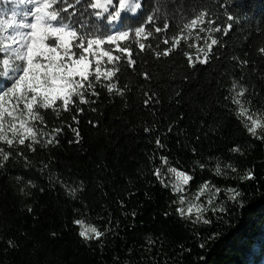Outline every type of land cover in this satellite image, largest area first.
<instances>
[{
  "label": "trees",
  "instance_id": "1",
  "mask_svg": "<svg viewBox=\"0 0 264 264\" xmlns=\"http://www.w3.org/2000/svg\"><path fill=\"white\" fill-rule=\"evenodd\" d=\"M139 2L117 27L129 32L117 43L134 65L113 51L120 61L102 57L101 67L118 68V79L96 82L94 59L98 95L86 92L89 103L73 97L67 111L62 101L38 109L43 122L29 125L39 142L0 141L9 153L0 167V264H264V127L250 134L231 101L234 84L245 88L244 106L264 123V0ZM99 22L93 16L89 26ZM165 23L167 32L156 33ZM101 32L112 34L106 24ZM5 58L0 52V83ZM109 83L123 95L109 93ZM170 168L192 177L181 193L165 180ZM189 203L208 208L210 223L196 220L195 206L189 216ZM78 219L104 235L85 241Z\"/></svg>",
  "mask_w": 264,
  "mask_h": 264
},
{
  "label": "snow or ice",
  "instance_id": "2",
  "mask_svg": "<svg viewBox=\"0 0 264 264\" xmlns=\"http://www.w3.org/2000/svg\"><path fill=\"white\" fill-rule=\"evenodd\" d=\"M25 7L21 8L19 14L16 11L12 12L11 18L0 20V30H11V35L3 37L0 35V52L11 54L16 61L20 63L12 69L10 74L7 70L10 67L9 59L3 60L5 72L3 75L7 77L9 86L0 84V141L6 143L9 147H13L14 141L19 145H24L26 139L32 142H39L37 136L40 134L35 125H29V120L43 122L38 109H49L62 101L64 110H68L69 105L74 103L73 97L79 98V103L87 104L89 100L85 99V93L91 90V95H98L94 91L93 81L90 76L93 75L90 69L95 58L94 78L96 82L103 77L105 80L111 81L114 77L118 79V68H105L102 71L101 58L106 57L107 62L112 64L114 61H120V55H113V51L119 53H128V64L134 65L130 56L131 53L127 47H121L117 42L127 40L129 32L119 30L116 25L122 20V13H136L142 8V2L139 0H17ZM67 4V7H65ZM76 5L80 6L79 17H77ZM73 8L72 12H68V8ZM67 13V16L64 14ZM19 19L17 20V16ZM97 18L99 23H93L89 26L91 17ZM202 22V17L199 18ZM231 19V18H229ZM148 23L155 24L156 17L150 14L146 17ZM107 25L108 31L112 34L101 32V27ZM197 24V19H192L190 25ZM168 23H165L163 28L155 27V32H167ZM221 29L216 28L215 31ZM144 27H137L135 35L137 37L144 33ZM227 29H225V32ZM152 33H148L151 35ZM11 41V45H4V40ZM105 43L116 45L115 50L102 49L101 46ZM168 44V40H164ZM178 44L179 41L177 40ZM217 43L216 39L211 40V45ZM209 45V49L211 48ZM144 44H140L143 49ZM96 49L97 51H94ZM172 51L171 48L165 50L162 55L167 57ZM161 55V53H157ZM191 63V58H189ZM201 60L200 63H206ZM78 78V79H77ZM234 95L231 97L233 104L238 106L237 115L245 120V127L253 136L257 135V128L264 127L261 119L256 113L246 108L242 97L246 89L240 87L237 91V85H233ZM107 91L123 95L116 83H109ZM95 103V101H92ZM147 103V101H146ZM95 110V109H93ZM81 112L83 109L80 110ZM75 119V117H74ZM79 123V121H77ZM61 130H57L59 132ZM77 137L79 131L72 129ZM148 131V129H145ZM11 132V138L8 133ZM264 138V137H257ZM49 144L52 140L48 141ZM157 145H161L160 140L156 141ZM31 147V144H29ZM238 151V148H234ZM9 159V153L5 152L3 147H0V167H3L4 162ZM166 162V158H164ZM219 171V170H217ZM169 172L175 173V183L173 184L176 192H181L180 185H188L192 179L190 175H186L182 171H176L175 168H170ZM155 175L160 177L159 169ZM247 178H251L250 176ZM161 183L163 181L161 180ZM208 185L205 184L204 188ZM219 188L215 189V193H219ZM228 199L236 200L240 196L238 190L229 188ZM203 194V190L200 195ZM199 197H197L198 199ZM180 203H185L184 197H180ZM209 205L213 204V199L210 197L207 201ZM197 212V221L204 224L210 223V220L203 218V212L208 211V208H202L201 205L188 204L186 212L191 216L193 207ZM29 211H31L29 209ZM213 212H224L223 206L219 208L213 206ZM177 212L184 215L185 209L178 208ZM74 224L80 226L78 233L79 237L85 241L93 238L99 239L104 235L97 227L90 224H85L83 220H75ZM11 243V242H10Z\"/></svg>",
  "mask_w": 264,
  "mask_h": 264
},
{
  "label": "rangeland",
  "instance_id": "3",
  "mask_svg": "<svg viewBox=\"0 0 264 264\" xmlns=\"http://www.w3.org/2000/svg\"><path fill=\"white\" fill-rule=\"evenodd\" d=\"M114 3H115V0H114ZM25 7L22 3H18L17 0H4V7L1 11V15H0V20H7L9 18H11L12 16V12L13 11H16L18 14L21 10V8ZM139 10V9H138ZM137 10V12H138ZM136 13H133V14H137ZM19 15L17 16V20L19 19ZM116 27H119V24L116 25ZM4 37H8L11 35V30L8 29V30H4ZM4 45H11V41L8 40V39H5L4 40ZM94 51H97L96 49H94ZM5 55V59H9V62H10V67L9 69L7 70L10 74L12 73V69L15 68L20 62L19 61H16L14 59V57L11 55V54H6L4 53ZM90 59L93 60V63H94V57H90ZM93 67V65H92ZM90 72L92 73V68L90 69ZM0 84H4V86H9V82L7 80V77H5L4 81L1 82ZM8 135H11V132L8 133ZM165 177V180L167 181V183L171 186V188L174 190V187H173V184L175 183V173H172V172H168L164 175ZM186 185H183L181 184L180 187H181V192L184 190ZM175 191V190H174ZM176 192V191H175ZM181 192H177V193H181Z\"/></svg>",
  "mask_w": 264,
  "mask_h": 264
}]
</instances>
